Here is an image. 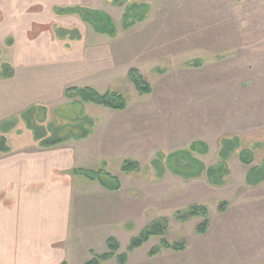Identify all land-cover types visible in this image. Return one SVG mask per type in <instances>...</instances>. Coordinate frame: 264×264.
Instances as JSON below:
<instances>
[{
  "label": "rangeland",
  "instance_id": "374dc122",
  "mask_svg": "<svg viewBox=\"0 0 264 264\" xmlns=\"http://www.w3.org/2000/svg\"><path fill=\"white\" fill-rule=\"evenodd\" d=\"M85 1L86 6L79 7L105 13L112 19L120 36L112 45L116 52L125 54L124 70L140 66L142 72L138 70L153 88L151 94H140L124 76L108 89L125 96V114L150 117L148 137L155 143L156 154L152 155V147L151 159L146 156L136 160L141 172L130 175L122 172L121 160L86 165L89 170L104 168L120 175L127 199L124 203L109 201L111 209H122L125 215L110 218L109 223L108 219L102 220V232L86 231L94 223L92 219H73L74 227L84 229L76 239L74 264L89 261L92 249L99 255L108 252L110 237L119 241V254L126 253L134 238L163 218L169 220L166 235L151 237L129 254L127 264H264V182L258 186L247 184L250 167L241 162V149L226 160L229 174L222 185L210 184L206 171L193 178L199 171L196 160L200 168L222 165L219 154L226 137L238 136L242 149H254L253 166H260L264 160V0ZM42 10L35 7L17 17L22 21L33 19ZM43 14L42 18H48V11ZM65 17L61 23L78 25L76 29L71 27L73 33L82 36L80 29L87 34L94 29L77 15ZM2 18L0 15V22ZM124 22L134 25L125 29ZM6 29L12 28L7 23L0 27L1 32ZM12 37L5 39L6 45L0 44L3 62L13 55L8 48ZM84 106L82 102L63 105L57 114L50 110L46 120L67 124L62 119L78 117ZM27 141L25 136L11 143L16 147ZM198 141L208 145V152L191 154L179 169L191 178L185 179L169 167L159 176L152 165L159 152L169 155L187 150ZM190 160L195 164L192 169L187 168ZM193 205L209 211V230L204 235L198 233L202 217L187 222L174 217ZM162 240L171 244L185 241L186 249H164L150 257L149 252ZM103 264L118 262L114 258Z\"/></svg>",
  "mask_w": 264,
  "mask_h": 264
},
{
  "label": "crops",
  "instance_id": "0c3cea01",
  "mask_svg": "<svg viewBox=\"0 0 264 264\" xmlns=\"http://www.w3.org/2000/svg\"><path fill=\"white\" fill-rule=\"evenodd\" d=\"M80 5L86 6V1H1L0 27L7 23L12 29L0 30V44L6 45L5 39L13 36L8 46L13 55L4 63L14 68V76L0 80V128L34 108L57 114L63 105L81 103L66 97L69 88H92L105 94L109 85L128 77L125 54L112 45L119 34L112 38L94 29L90 34L80 29V40L56 38L55 26L71 30L78 25L61 23L66 17L55 14L54 9ZM35 7L43 10L32 20L17 17ZM46 11L49 19L42 18ZM36 26L48 28L36 30ZM84 107L83 115L95 121L87 138L43 148L22 120L5 134L11 151L0 158V264H74L76 239L84 229L74 227L73 219L94 220L86 231L98 233L103 229L102 220L109 223L110 218H124V210L109 206L110 200L124 203L127 199L120 175L109 172L122 183L121 191L112 192L74 171L92 163L151 159L150 150L154 147L155 155L156 149L148 137L150 117L125 114L128 108L108 110L92 103ZM73 118L62 121L70 123ZM46 119L45 126L52 123ZM25 136L27 142L12 146V139Z\"/></svg>",
  "mask_w": 264,
  "mask_h": 264
},
{
  "label": "trees",
  "instance_id": "16d2710c",
  "mask_svg": "<svg viewBox=\"0 0 264 264\" xmlns=\"http://www.w3.org/2000/svg\"><path fill=\"white\" fill-rule=\"evenodd\" d=\"M118 0H115L117 3ZM54 13L61 16L77 15L83 22L91 25L96 32L100 34H107L112 38L117 36V29L114 26L112 19L105 13L94 12L89 9H84L83 7H56ZM140 18L138 21H141ZM132 24H123V28L133 26ZM54 35L57 39L63 41L69 39L70 41L80 40L81 35L76 31L65 28H53ZM11 43V42H10ZM14 76V68L10 64H6L2 61L0 52V80L9 79ZM129 79L136 87L140 94H151L153 92L152 86L145 81L143 75L138 69H131L128 74ZM66 97L74 101H80L82 103L88 104L92 103L98 106H102L107 109L124 111L128 108V103L125 96L118 92L108 91L105 94H101L92 88H69L66 90ZM77 99V100H75ZM78 117H74L70 123L64 125H58L51 123L47 126L44 125L47 112L44 108H34L28 111L26 114L21 116V119L27 126L28 129L33 131L34 138L40 143L43 148H50L60 144H63L70 140H81L87 138L92 134L93 128L95 126V121L83 115V112L78 114ZM19 119H14L0 128V158L10 153L11 148L8 145V140L5 134L8 133V129L15 128L17 126ZM258 146V143L257 145ZM242 141L238 136L226 137L221 141V151L219 154L220 161L222 165L219 168L209 167L205 168L202 166L200 168V162L196 160L195 164L199 166V171L193 178H197L202 172L206 171L207 177L210 184L215 186L222 185L225 183L224 176L229 174V170L226 167V160L234 152H239V157L241 162L250 167L247 173L246 182L249 186H258L264 182V160L260 166H253L255 160V151L253 148L242 149ZM209 148L204 142H194L189 149L177 151L172 154H164L159 152L154 159L152 165L159 173V176L164 173L165 168L169 167L177 175L183 176L185 179L191 178L183 171L179 170L183 167L184 159L187 157L188 160L191 158V154L197 152L200 154H206ZM187 168L192 169L195 164L193 160ZM204 167V168H203ZM196 171V170H195ZM122 172L125 175H130L135 172H141V164L136 160H125L122 164ZM190 172V171H188ZM74 174L81 175L85 179L93 182H98L103 188L108 191L118 192L122 190V183L118 177L112 176L106 169L102 168L98 171L89 169H76ZM195 174V173H194ZM175 219L180 222H187L195 217H202L203 222L198 227L199 234H206L209 230V211L206 207L200 205H193L185 211H178L175 213ZM169 220L167 218L154 221L150 226L146 227L138 237L134 238L126 253L119 254L121 245L118 240L110 237L107 240L108 252L104 254H96L91 251L92 258L86 264H103L112 259H116L118 264H127L129 259V254L135 252L137 249L141 248L146 244L151 237L162 236L164 237L167 233ZM171 250L174 252H183L186 249V242H176L168 243L166 240H162L160 245L155 246L150 252L149 256L154 257L159 255L163 250Z\"/></svg>",
  "mask_w": 264,
  "mask_h": 264
}]
</instances>
